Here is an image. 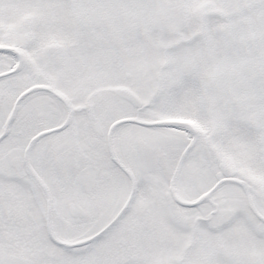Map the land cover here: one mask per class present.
Instances as JSON below:
<instances>
[{
    "label": "snow or ice",
    "instance_id": "obj_1",
    "mask_svg": "<svg viewBox=\"0 0 264 264\" xmlns=\"http://www.w3.org/2000/svg\"><path fill=\"white\" fill-rule=\"evenodd\" d=\"M0 264H264V0H0Z\"/></svg>",
    "mask_w": 264,
    "mask_h": 264
}]
</instances>
